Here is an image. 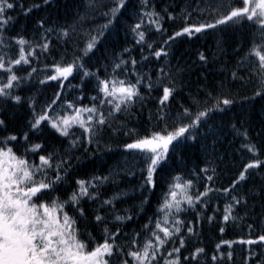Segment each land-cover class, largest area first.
<instances>
[{
  "label": "snow or ice",
  "instance_id": "obj_1",
  "mask_svg": "<svg viewBox=\"0 0 264 264\" xmlns=\"http://www.w3.org/2000/svg\"><path fill=\"white\" fill-rule=\"evenodd\" d=\"M129 2L86 0L83 8H78L74 13L71 22L65 21L58 26L49 25L41 17L36 20V25L42 32L39 40L33 42L23 35H6L17 19L8 12L18 7L20 13L27 16L34 9L47 7L50 0H40L28 6L23 0H0V103L7 105L14 102L17 108L25 105L28 109L27 130L23 131L22 137L18 138L13 133L0 138V264H161V261L163 264H207L199 260L205 253L201 247L182 257L181 249L185 247L182 229H186L187 235H195L192 222L185 223L181 219L182 214L188 209L202 206L196 216L204 219L203 211L211 206L210 193L217 191L226 199L221 217L225 223L243 220L249 211H254L258 206L264 209V179L258 184L252 183L243 192L237 191L241 184L252 178L254 171L264 168V159L260 158V148L252 142L245 120L238 119L234 113L230 117V127L244 141L240 151H247L254 158L242 164L228 187H211L216 173L215 168H210L208 164L199 171H176L185 163L179 146L187 140H197L202 130L215 133L216 129L208 124L215 114L229 113L239 102L241 108L248 106L243 114L249 115L254 102L264 100V0H195L196 7L191 11L190 0L179 13L184 26L171 34H167L164 23L166 18L175 21L177 14L169 12L167 8L157 11L154 5L150 6L149 0H141L139 9L134 10L136 23L127 25L134 34V43L141 47L139 61L131 56L124 58L132 51L131 48L109 54V38L114 35L116 24L120 22ZM192 11L202 19L191 23ZM97 19L104 22L97 24ZM245 24H250L254 30L247 38V48L244 40L235 42L231 54L238 58L229 71V79L242 87L251 85V94L241 95L239 89L233 92L225 81L209 84L207 75L202 73L205 83L195 93L186 94L187 103L183 98L176 99L186 86L183 76L188 71L187 65L180 64L179 59L176 64L172 63L171 49L176 38L199 39L216 33L211 36L215 43L211 59L205 51L198 52V60L206 68L229 55V34L224 29L229 26L240 28ZM145 27L162 34L161 40L150 42ZM53 35L58 41L63 39L65 45L73 36L78 39L73 43L75 51L70 60L65 52L61 60L53 58L51 65L43 66V71L47 73L50 70L52 74H46L39 83L43 85L47 81H58L61 91L56 92L50 102L38 107L36 96L17 93L38 71L32 67L33 58L39 60L37 50L40 54H50L54 50L51 41ZM14 47L15 54L12 51ZM145 48L147 55L144 54ZM152 57L156 63L161 58L164 60L156 69L155 78L151 69L139 70ZM224 63H227L226 59ZM22 65L29 66L31 71L18 75ZM101 71L104 72L103 77ZM74 72L81 83L71 87L74 91L79 90L81 96L75 100L65 98L61 103L64 81ZM93 78L91 91L95 95L89 97V105H84L85 86L92 83ZM154 91L161 92L155 97V122L142 135L128 127V119L137 104L140 105L139 110L143 111L146 102L153 98L151 93ZM174 99L177 107L172 109L171 101ZM6 111H0V129L5 131L8 127ZM120 116H125V119L114 127ZM148 119L153 120L151 112ZM77 127L81 130L78 136L74 133ZM45 128L58 134L56 139H68L67 146L60 147L43 141L30 143L32 135L43 137ZM106 128L113 132L123 131V135L129 138V142L115 146L125 151L123 161H117L115 167L105 175L70 181L75 168L83 163L80 157L74 155L76 151L83 149L87 153L93 144L97 152L114 151L110 143L102 146ZM261 132H264V125ZM212 143L214 145L216 140ZM15 145H20V149ZM73 161H76V165ZM209 171L213 174L208 175ZM122 172L133 177L139 174L140 182L133 186L132 192L138 191L142 198L117 209L116 204L129 197V192L120 189L117 181ZM201 180L208 182L204 184L203 191L196 187ZM161 183L164 190L158 198L153 216H149L140 230H134L130 237L124 233L128 239L118 243L122 229L118 227L113 232L108 224L130 223L144 214L151 196ZM109 184L115 186L116 190L102 198L100 190ZM86 201L97 204L96 208L83 207ZM240 208H244L245 213L238 217L236 213ZM219 211L218 206L213 208V215L206 219L213 221ZM89 212L95 224H104L102 242H97L88 229ZM109 217L112 219L109 220ZM80 222H84L83 230ZM248 227L251 230L253 225ZM224 231V227H220V232ZM142 232L146 235L141 242ZM177 238L179 246L166 251V246ZM239 242L260 247L264 244V233L255 239L241 238ZM232 243L221 241L216 244L217 252L211 256L213 264L225 255L229 259L232 257L231 251L227 254L219 252L221 245L230 246ZM253 258H256L255 264H264V251L256 252L249 248L245 264Z\"/></svg>",
  "mask_w": 264,
  "mask_h": 264
},
{
  "label": "trees",
  "instance_id": "obj_2",
  "mask_svg": "<svg viewBox=\"0 0 264 264\" xmlns=\"http://www.w3.org/2000/svg\"><path fill=\"white\" fill-rule=\"evenodd\" d=\"M24 1V0H23ZM25 6H28L32 3H39L40 0H25ZM83 4L86 3V0H82ZM163 1L166 3L167 9L169 12H173L176 15L175 21L165 20L164 28L167 30V34H171L173 31L179 30L182 26H184L181 22V17L179 13L181 9H183L187 4H189L190 0H149L150 6L154 5L156 7V2ZM73 0H58L55 3H49L47 7H42L40 9H34L29 15L24 16L20 13L19 8H15L8 12V15L14 16L17 19L10 26V30L6 35L8 36H16L23 35L26 39L36 42L39 40L40 34L42 32L36 25V20L41 17H44L49 25L58 26L63 24L65 21L71 22L73 15L76 11L73 10L72 7ZM141 0H130L128 7L123 10V14L121 16L120 22L116 24L114 29V35L110 37V43L108 45L110 49V53L112 51L116 53H120L123 48H131L132 51L125 55V59L128 56L136 58L138 61L141 58V47L137 46L134 43V34L128 29L127 25H131L136 23V19L134 17V10H138L140 6ZM237 6H240L239 4ZM196 7L195 0H191V7L189 10L191 11ZM157 10V9H156ZM147 19V18H146ZM202 19V17H198L195 11H192V19L191 23H196L198 20ZM103 20L97 19L96 23H103ZM144 30L148 33L147 39L151 42L153 40L159 41L161 40L162 34L155 32L154 29H150L145 27ZM254 29L250 24H245L240 28H233L231 26L226 27L224 31H227L229 34V47L228 52L229 55L227 57H222L220 59L219 65L212 70L209 68H205V66L201 65L198 60V52L195 54V58H192L189 54L186 53L187 49L190 46H193L195 42H202L201 44L203 51L206 54L213 55V50L215 49V43L211 36L216 35V33H212L209 36L200 37L199 39L195 37L185 38L178 37L175 40V43L172 45V56L171 60L173 64L177 63V59H179L180 64L187 65L188 71L185 72L183 76V80L186 84L182 92L177 94L176 99L183 98L184 102L187 103L188 97L187 93L192 92L195 93L197 88L204 84L205 81L202 78V73L207 75L209 84H218L223 80L221 77V73H225L223 68L228 71L233 68L236 59L238 56L232 55V48L235 46V42L238 40L245 41V48H247V38L250 33ZM199 35V34H197ZM166 38V36L164 37ZM78 38L73 36L71 40H69L68 44L65 45L63 39L57 40L56 36L53 35L51 37L52 41V50L50 54H40L39 50H37V54L39 55V60L33 58L32 67H36L38 69L37 73L32 76L31 81L26 84L23 89L17 94L26 95V96H36L38 99V107L44 103L50 102L51 99L54 98L55 93L61 91V86L58 81H47L45 84H40L39 80L43 79L44 76L51 75L52 72L49 70L47 73L43 71V66L45 64L51 65L53 63V58L59 61L62 58V54L67 52V58L70 60L72 53L75 51L73 47V43ZM127 42H130L127 45ZM83 45L81 44V47ZM159 47V44H157ZM13 54L16 52V48L12 49ZM144 54H148V50L144 49ZM242 54V53H241ZM227 60L225 64L224 61ZM95 57H93V61ZM91 64L92 61H89ZM160 63H164L163 58L160 59L159 63H156V59L154 57L150 58V61L146 64H143L142 68L139 70H145L147 64H151L155 67H159ZM110 70V69H109ZM222 70V71H221ZM31 68L27 65H22L19 67L18 75H23L27 72H30ZM242 75L244 73H241ZM100 75L103 77L104 72L101 71ZM229 75V72H228ZM155 78V75H153ZM81 83L80 77L73 73V76H70L68 80L64 81L63 95L61 98V103L63 99L75 100V98L81 96V92L79 90H73L71 86H78ZM93 82L89 83L85 86L83 100L82 103L84 105L90 104L89 97L95 95L94 92L91 91ZM232 83V82H231ZM233 85V83H232ZM233 92H236L239 89L241 95H250L251 94V85L248 87H242L238 83H234V87L228 85ZM245 88V91L242 90ZM141 91H144L141 89ZM157 102L153 99H150L146 102L143 111H140V105L137 104L135 108L132 109L133 115L128 119V127L130 129H136L140 132V134H145L155 122V109ZM172 109L177 107L176 100L171 101ZM237 108L241 110V112H237L238 119H244L246 126L249 130V135L251 136L252 142H254L258 148H260V158L264 159V132H261V126L264 125V100L257 99L254 102V105L251 107V112L249 115H244L248 106L241 108L239 102L237 103ZM6 111V117L8 118V127L7 131L0 129V138L7 136L9 134H16L19 137H22L23 131L27 130L26 119L28 116V109L25 105H21L18 108L15 106L14 102H10L7 105L0 103V111ZM58 110V109H57ZM150 112L153 115V120L149 121L148 117ZM232 114H215L211 119L208 120V124L212 125L213 128L216 129V132H205L202 130L200 137L195 140H187L184 144L179 146V150L182 151L185 157V163L176 168V171H183L188 173L191 171H199L200 168L204 167L205 164H208L210 168H215V178L214 182H212L211 187L215 189H221L224 187H228L233 177L224 176L223 172L225 171V167L227 165L238 166L247 163L250 159L254 158L247 151H240L241 144L244 143L243 139L236 135V133L231 129L230 124L232 123L230 117ZM125 119V116H120L118 118L117 124L114 127H118L119 121ZM239 127V124L237 125ZM126 131V130H124ZM260 132V135L257 133ZM75 135H81V130L77 127L74 129ZM58 134H54L53 131H50L48 128L44 129V136L38 137L36 135H32L30 138V143L43 141L45 143H54L57 146L65 147L68 144V139L60 138L56 139ZM104 139L102 141V146L104 143H110L114 151L111 153H105L104 151H96V147L93 144L88 148L87 153L83 149L76 151L74 153L75 156H78L82 159L83 163L75 168L73 176L69 178L71 181L74 178L80 179H88L92 175H105L109 172L110 168H114L117 161H123L126 153L121 149H116L115 146L117 144H123L129 142V138L123 135V131L113 132L111 129L106 128L103 133ZM216 140V143L213 145L212 141ZM196 144V146H194ZM17 149H20V145H15ZM194 146V148H193ZM194 149V152H193ZM95 153V154H93ZM195 153V155H194ZM32 159H37L36 157H32ZM73 164L76 165V161H73ZM238 164V165H237ZM236 173V172H235ZM234 173V174H235ZM174 174V173H173ZM213 173L209 171L208 175H212ZM232 174V175H234ZM231 175V176H232ZM188 178H191L188 176ZM261 179H264V168H260L258 171H254L252 173V178L247 182L240 185L237 191L243 192L247 188L250 187L252 183H260ZM119 188L123 190H127L129 192V197L121 202L116 204V208L120 209L123 207H127L128 205L139 201L142 197L139 192H132V188L135 185H138L140 182V176L137 173L135 177L129 176L126 173L122 172L121 175L117 178ZM208 183L205 180H201L196 184V187L200 190H204V184ZM73 187L75 185L73 184ZM69 191L71 189H68ZM115 186L109 184L101 188L102 198L110 195L113 191H115ZM164 190V185L161 183L156 188L154 194L151 196L150 204L146 206L144 214L135 218L130 223H119L113 222L109 223L108 227L111 231H115L116 228H121L122 233L120 234V239L117 241L118 243L123 242L128 237L124 236V233L129 234L131 236L132 232L139 231L141 225L147 222V218L149 216H153L155 212V206L158 202V198L161 192ZM63 195V192H61ZM211 206L205 209L202 215L205 217L204 219H198L196 216L197 212L201 211L202 206H197L193 209H188L185 214L181 215V219L185 221V223L191 221L194 229L195 235H187L186 229H182V233L185 234V247L181 249V255L187 256L190 252H192L196 247H201L205 249L204 255L199 257L201 262L206 261L207 264H213L211 261V256L217 252L216 244L221 241H233V243L229 245H221L219 252L227 254L229 251L232 252V257L229 259L227 255L223 259H218L216 264H245V259L248 256V250L251 248L253 251L260 252L264 251V244H261L260 247L256 245H247L241 244L239 241L241 238L247 240L249 238L255 239V237L259 234L264 233V209L261 207H256L254 211H249L248 215L243 219H237L235 221L230 220L227 223L223 222L221 217L223 215V207L226 203L225 196L221 194L219 191L215 193H210ZM98 203V202H97ZM252 201H249V206L251 207ZM97 204H93L91 202H85L83 207L86 209H94ZM219 207V214L216 215L215 219L209 222L206 217L213 215V208ZM69 213L72 214V210L69 209ZM245 209H238L236 215L244 216ZM123 215L124 213H120ZM109 220L112 218L109 217ZM88 229L91 234L96 237L97 242H102V229L104 228V224L97 225L92 220V213L88 214ZM248 225H253V228L250 230ZM81 229L83 230L84 222H80ZM220 227H224L225 231L223 233L220 232ZM146 233H141L140 239L143 241ZM174 246H179V238L175 240L174 243H169L166 246V251L171 249ZM219 255V253H217ZM256 258H253L248 264H255ZM161 264L163 262L161 261Z\"/></svg>",
  "mask_w": 264,
  "mask_h": 264
},
{
  "label": "bare ground",
  "instance_id": "obj_3",
  "mask_svg": "<svg viewBox=\"0 0 264 264\" xmlns=\"http://www.w3.org/2000/svg\"><path fill=\"white\" fill-rule=\"evenodd\" d=\"M23 2H26L25 0L23 1ZM50 2L52 3H55L56 4V2H58V0H50ZM83 6H84V4H83V1L82 0H73V2H72V7H73V10L74 11H77V9L79 8V9H82L83 8ZM156 9H157V11H160L161 9H164V8H167V6H166V3L165 2H163V1H158V2H156V7H155ZM169 11V10H168ZM130 42H127V45L129 44ZM201 44H204V41H203V43L202 42H195L194 44H193V46H190L188 49H187V51H186V53L187 54H189L192 58H195V54L197 53V52H199V51H201V50H204L203 48H202V46H201ZM208 56H209V58L211 59V57H212V55L211 54H207ZM219 62H220V60L219 61H217V62H215V63H211V64H209V65H207V67L206 68H209V69H213V68H216V66H218L219 65ZM235 66V64L233 65V67ZM158 68V66L157 67H155V66H153V65H151V64H147L146 65V69L145 70H148V69H151L152 70V75H155L156 76V69ZM223 70L225 71V73L223 74V73H221V77L223 78V80H225V82L228 84V85H231V86H233L234 87V83H233V85H232V83H231V81H230V79H229V75H228V72L230 71H226V69L225 68H223ZM222 71V70H221ZM242 90L243 91H245V88H242ZM161 94V92L160 91H154V92H152L151 93V96L153 97L152 99L154 100V101H156L157 102V100L155 99V97H157V96H159ZM237 112H241V110L239 109V108H237V107H235V108H233L232 110H231V112H229L230 114H235L237 117H239L238 115H237ZM194 146H196V144H194ZM194 146H193V148H194ZM193 152H194V149H193ZM194 155H195V153H194ZM238 165V164H237ZM241 166L242 165H238V166H236V164H234V165H227L225 168V171L223 172V175L224 176H228V177H233V178H235V176L238 174V171H239V169L241 168ZM236 172V173H235ZM235 173V174H234ZM232 174H234V175H232ZM232 175V176H231Z\"/></svg>",
  "mask_w": 264,
  "mask_h": 264
}]
</instances>
